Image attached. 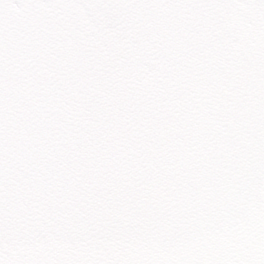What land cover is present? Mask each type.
<instances>
[{
  "label": "snow or ice",
  "instance_id": "6c2138e0",
  "mask_svg": "<svg viewBox=\"0 0 264 264\" xmlns=\"http://www.w3.org/2000/svg\"><path fill=\"white\" fill-rule=\"evenodd\" d=\"M0 264H264V0H0Z\"/></svg>",
  "mask_w": 264,
  "mask_h": 264
}]
</instances>
